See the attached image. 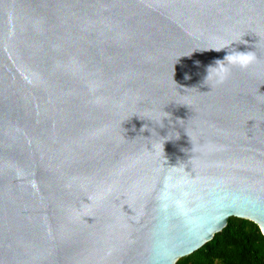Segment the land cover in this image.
Segmentation results:
<instances>
[{
	"label": "water",
	"instance_id": "obj_1",
	"mask_svg": "<svg viewBox=\"0 0 264 264\" xmlns=\"http://www.w3.org/2000/svg\"><path fill=\"white\" fill-rule=\"evenodd\" d=\"M230 216L264 235V0H0V264H175Z\"/></svg>",
	"mask_w": 264,
	"mask_h": 264
},
{
	"label": "trees",
	"instance_id": "obj_2",
	"mask_svg": "<svg viewBox=\"0 0 264 264\" xmlns=\"http://www.w3.org/2000/svg\"><path fill=\"white\" fill-rule=\"evenodd\" d=\"M175 264H264V235L255 222L230 216L209 241Z\"/></svg>",
	"mask_w": 264,
	"mask_h": 264
},
{
	"label": "clouds",
	"instance_id": "obj_3",
	"mask_svg": "<svg viewBox=\"0 0 264 264\" xmlns=\"http://www.w3.org/2000/svg\"><path fill=\"white\" fill-rule=\"evenodd\" d=\"M238 41V40H233ZM231 41V42H233ZM230 42V43H231ZM229 43V44H230ZM229 44L222 45L220 47H215L212 49H215L217 51L221 50L222 48L228 46ZM227 61L229 64L233 66H238L240 68H248L250 65H252L256 61V56L254 52H232L231 54L227 55L225 57L224 61L217 60L216 61V67H210L209 68V75L207 77H215L219 82H223L225 79H227V71L224 67V62ZM185 78H188L187 75Z\"/></svg>",
	"mask_w": 264,
	"mask_h": 264
}]
</instances>
